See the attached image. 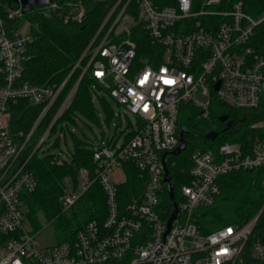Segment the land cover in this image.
Masks as SVG:
<instances>
[{
  "label": "built area",
  "instance_id": "built-area-1",
  "mask_svg": "<svg viewBox=\"0 0 264 264\" xmlns=\"http://www.w3.org/2000/svg\"><path fill=\"white\" fill-rule=\"evenodd\" d=\"M8 1L13 4L4 15L21 17V0ZM220 4L115 0L93 40L109 23L107 30L96 45L92 40L86 47L81 58L88 55L87 64L59 101L65 81L38 85L21 79L31 35L21 32V25L10 28L0 14V264H264V228L258 227L264 204L241 224L208 231L199 222L200 210L213 205L220 193L219 177L254 171L264 186V118L253 121L255 133L242 140H223L192 155L189 180L180 186L177 200L174 194L177 211L167 227L172 206L168 210L163 201V155L167 158L179 144L183 106L206 121L221 106L264 114V49L253 45L264 10L252 15L241 0L225 8ZM136 24L150 37L146 56L138 57L131 38ZM87 69L123 113L135 118L126 127L132 135L120 143V134L108 136L94 146L92 167L61 179L60 210L52 220L67 213L95 183L105 193V217L88 220L73 240L41 250L35 245L37 232L24 223L26 196L37 187L28 165L33 155L48 153L43 144L50 134L58 131L57 142L65 140V122L57 121ZM23 104L40 108L27 131L16 123L22 111L15 107ZM9 114L15 115L11 121ZM217 137L218 132L211 140ZM67 155L69 159V149ZM55 158L63 161L59 154ZM132 169L139 172L141 192L121 203L119 185Z\"/></svg>",
  "mask_w": 264,
  "mask_h": 264
},
{
  "label": "trees",
  "instance_id": "trees-1",
  "mask_svg": "<svg viewBox=\"0 0 264 264\" xmlns=\"http://www.w3.org/2000/svg\"><path fill=\"white\" fill-rule=\"evenodd\" d=\"M173 1L154 0L158 6L173 4ZM195 1L201 3L204 0ZM231 1L233 0H221L220 7H227ZM241 1L245 10L252 15H257L264 10V0ZM114 2L115 0H52V3L56 4L52 8L35 7L24 12L21 17L8 19L4 11L13 3L0 0V14L5 17L10 28L25 22L31 26V38L26 48L21 79L38 85H60L65 81L59 93L58 101L61 100L81 76L87 64L88 55L82 58L81 56L95 37ZM81 6H83V12L78 18ZM108 26L109 23L104 27L103 32L96 36L92 45L98 43ZM131 38L139 47L138 57L146 56L144 48L151 44L150 37L140 24L132 27ZM253 45L264 49V22L256 29ZM79 59V64L75 67ZM95 98L102 104L107 114L106 122L110 123L113 109L109 90L100 85L87 69L78 82L71 105L57 121L65 122L64 131L68 130L67 121L75 122L78 117L77 111L99 120L94 103ZM183 108L182 113H186L191 106L184 105ZM15 109L22 111L16 123L27 131L40 108L32 104H23ZM221 110L219 113H213L207 121L196 119L194 112L185 119H179L178 123L186 131V147L178 155L169 154L166 158L176 200L180 186L189 180L188 169L191 157L196 151L209 147L216 148L217 144L223 140H242L246 135L255 133L250 128L251 123L264 118V114L256 111L244 114L242 111L224 106H221ZM222 112L228 113L233 119L230 127L225 128L226 123L219 122L218 116ZM212 121L214 125L209 123ZM210 130L218 132L215 140L205 139V133ZM69 133L73 138V149L69 150V159L58 162L55 154L51 153L35 154L30 159L28 167L36 178L37 187L34 192L26 196L28 208L26 215L34 227L33 231H37L38 227L36 216L38 210H43L49 219L59 213L60 197L63 193L61 179L65 175L74 176L80 167L93 166L94 142L87 138H78L70 131ZM131 135L132 132H129L125 137L129 138ZM55 144L58 142L56 141ZM218 183L220 193L214 204L202 208L199 213V222L208 231L220 225L241 224L252 217L264 204V186L259 173L248 170L232 171L219 177ZM140 192L139 172L135 169L127 170L126 180L119 185V201L121 203L127 201L132 196L139 195ZM163 201L170 210L167 192L164 194ZM105 214V193L100 185L95 183L67 213L61 214L56 219L58 242L73 240L75 233L88 220L93 218L102 220Z\"/></svg>",
  "mask_w": 264,
  "mask_h": 264
},
{
  "label": "rangeland",
  "instance_id": "rangeland-1",
  "mask_svg": "<svg viewBox=\"0 0 264 264\" xmlns=\"http://www.w3.org/2000/svg\"><path fill=\"white\" fill-rule=\"evenodd\" d=\"M83 12V6L80 8L78 18ZM21 32L30 33L31 26L28 22L23 23L19 27ZM112 103L113 114L110 118V123L106 122L107 114L102 104L97 98L94 99L95 106L97 108L98 121L89 117L88 115L77 111L76 114L78 117L75 122L67 121L68 130L75 134L78 138H87L94 142V146H97L102 140H105L108 136L114 134H120L118 138V143L122 142L125 139L127 134L126 127H130V123H135V118L132 115H126L123 113V106L117 104L115 101L110 100ZM212 108L216 111H219L220 107L218 103H213ZM190 116V113H182L179 115V119H185ZM8 121H11L15 118L14 114H9L6 116ZM10 119V120H9ZM214 125V122H209ZM66 130L65 140L61 137L58 140V144H55L59 138L58 131L50 134L44 144L43 148L47 149L48 153L58 155L63 158H68V149H73V138L69 131ZM129 130V129H128ZM68 147V148H67ZM27 207V206H26ZM24 209L25 212L28 211V208ZM37 216V233L35 237V245L41 250H45L59 241V235L56 229V219H49L43 210H38L36 212ZM25 226L27 229L33 230L32 224L28 218L25 220ZM259 228H264V214L260 219Z\"/></svg>",
  "mask_w": 264,
  "mask_h": 264
},
{
  "label": "water",
  "instance_id": "water-1",
  "mask_svg": "<svg viewBox=\"0 0 264 264\" xmlns=\"http://www.w3.org/2000/svg\"><path fill=\"white\" fill-rule=\"evenodd\" d=\"M21 3H22V12L24 13L32 10L35 7H48L52 3V0H21ZM218 119L221 122L227 121L226 127H229L232 123L231 120H228L227 114L220 115ZM216 136H217L216 130H210L204 135L205 139H214ZM185 147H186V131L182 129L179 134V144L173 151H171V154L178 155L180 152H182L185 149ZM165 155L166 154L163 155V165H164L163 178H164V182L166 183V189L172 206V211L167 221V227L169 228L171 221L175 217L177 206L174 198L173 181L170 172L167 168Z\"/></svg>",
  "mask_w": 264,
  "mask_h": 264
},
{
  "label": "flooded vegetation",
  "instance_id": "flooded-vegetation-1",
  "mask_svg": "<svg viewBox=\"0 0 264 264\" xmlns=\"http://www.w3.org/2000/svg\"><path fill=\"white\" fill-rule=\"evenodd\" d=\"M219 122H220V123H226L227 121L221 122V121L219 120Z\"/></svg>",
  "mask_w": 264,
  "mask_h": 264
}]
</instances>
